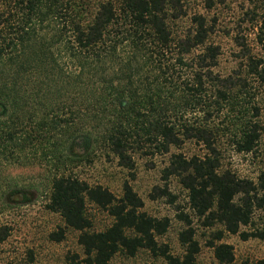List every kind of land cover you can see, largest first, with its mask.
<instances>
[{
  "label": "trees",
  "instance_id": "1",
  "mask_svg": "<svg viewBox=\"0 0 264 264\" xmlns=\"http://www.w3.org/2000/svg\"><path fill=\"white\" fill-rule=\"evenodd\" d=\"M91 8L85 0H0L2 206L10 204V196L19 190L3 184V168L27 158L39 165L49 160L57 173L46 208L60 216L65 228L80 233L85 258L72 264H108L120 252L134 257L142 249L166 264H195L200 249L186 215L180 216L186 229L179 234L184 249L179 257L157 241L169 220L143 212V201L127 181L117 198L71 173L58 174L61 167L82 158L77 148L87 149L93 143H104L119 166L131 171L137 151L167 154L171 147L194 140L204 154H173L163 180L178 179L187 191L189 208L204 226L218 223L242 240H264V232L241 231L250 224L253 210L264 207V173L255 184L221 170L217 135L206 123L211 110L227 103L237 86L231 77L213 74L218 49L203 47L213 27L195 15V30L176 41L168 21L182 15L180 0H105ZM252 10L255 38L264 51V6ZM200 47L191 60L196 66L189 65L185 56ZM243 55L249 73L264 84V58L252 56L246 47ZM154 62L163 83L141 75ZM187 68L184 79L174 77V70ZM188 114H202L204 120L190 121ZM257 139L253 126L242 133L238 151L251 152ZM157 190L158 196L168 194L166 189ZM88 203L112 218L105 230H92ZM222 234L216 233L217 241ZM8 235L9 228L0 226V243ZM51 238L60 241L63 230ZM210 247L218 264L234 261L231 245L210 243Z\"/></svg>",
  "mask_w": 264,
  "mask_h": 264
},
{
  "label": "rangeland",
  "instance_id": "2",
  "mask_svg": "<svg viewBox=\"0 0 264 264\" xmlns=\"http://www.w3.org/2000/svg\"><path fill=\"white\" fill-rule=\"evenodd\" d=\"M101 1L105 0H85V3L94 8ZM263 1L259 4V0H180L182 15L168 21L170 32L176 41L195 30L192 21L195 15L203 16L208 25L213 27V33L203 46L218 49L216 66L212 68L213 74L223 78L231 77L237 86L227 103L211 110V116L206 123L217 135L216 148L220 154V169L255 184L264 173V84L249 73L243 49L246 47L252 56L264 58V51L255 38V23L251 20L252 9L264 6ZM201 49L197 48L185 56L189 65L193 63L192 66H196L191 60ZM63 62L70 68L67 59ZM156 66L155 62L150 64L148 72L142 71L141 75L149 79V82L162 81ZM188 74V68L173 71L175 78L181 75V79H184ZM186 117L190 121L204 120L202 114H188ZM253 126H256L258 135L253 150L248 153L239 152L236 143L240 141L242 133L249 132ZM76 153L82 158L61 167L58 174L71 173L90 186L99 185L108 189L117 198L122 196V186L127 181L143 201V212L159 220H169L166 232L158 236L157 241L159 245H167L173 255L180 257L184 252L179 242V234L186 229V223L180 216L186 215L191 221L194 239L200 249L195 264H218L210 243L231 245L234 252V261L231 264H264V240H242L238 234L225 232L218 223L210 227L204 226L203 219L198 218L189 208L187 191L179 184L178 179L170 177L163 180V170L173 154H182L185 157L204 154L203 147L194 140L187 141L180 147H171L167 154L144 155V152L137 151L132 155L134 169L131 171L119 166L118 160L102 142L93 143L87 149L77 148ZM55 169L49 160L41 161L39 165L31 158L18 165L3 168V184L16 186L19 190L17 194L10 196V204L2 206L0 197V226L9 228L8 237L0 243V263L72 264L82 263L85 258L78 243L80 233L65 228L60 216L46 208L51 179L57 173ZM157 189H166L168 194L158 196ZM86 214L95 232L105 230L112 223L108 213L93 204L86 205ZM61 229L63 238L58 242L54 241L51 235L59 233ZM241 231L264 232V207L253 210L250 224L242 227ZM217 232L223 233L221 241L216 240ZM108 264L166 262L142 249L134 257L120 252Z\"/></svg>",
  "mask_w": 264,
  "mask_h": 264
}]
</instances>
